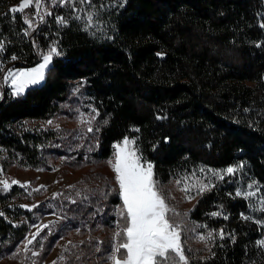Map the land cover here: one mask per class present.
Returning a JSON list of instances; mask_svg holds the SVG:
<instances>
[{
	"label": "trees",
	"instance_id": "obj_1",
	"mask_svg": "<svg viewBox=\"0 0 264 264\" xmlns=\"http://www.w3.org/2000/svg\"><path fill=\"white\" fill-rule=\"evenodd\" d=\"M19 1L0 0L2 60L33 67L52 47L59 55L41 85L2 95L0 155L42 164L55 135L32 124L51 119L82 85L97 113L94 160L135 137L160 184L198 168L235 170L213 180L189 211V221L215 235L190 264H264V0H43L42 20L27 35L23 15L10 12ZM21 192L0 194V255L32 221L12 200ZM106 198L120 202L113 189ZM94 244H81L86 255L81 246L69 264H93Z\"/></svg>",
	"mask_w": 264,
	"mask_h": 264
},
{
	"label": "rangeland",
	"instance_id": "obj_2",
	"mask_svg": "<svg viewBox=\"0 0 264 264\" xmlns=\"http://www.w3.org/2000/svg\"><path fill=\"white\" fill-rule=\"evenodd\" d=\"M65 1L62 0L63 3ZM21 2L22 0L13 7H18ZM42 5L43 0L39 9L33 5L25 8L23 13L16 12L23 15L24 22L28 19L31 24L29 27V24L25 23L27 25L25 33L31 32L38 26L36 20H42L39 19ZM43 56L33 67H12L9 66L10 62L0 57V99L4 92L13 95L10 79L7 82L4 80L7 73L10 70L17 72L36 69L43 63ZM52 60L44 70V78L36 84L27 86L19 95L44 82ZM49 121L51 123H48ZM96 122L97 113L87 102L82 85H76L71 89L69 98L51 119L32 124L39 131L51 132L55 135L52 145L43 152L42 164L32 167L21 162L20 159H9L5 153H1L0 181L8 182L10 187L5 191L3 184L0 183V194H6L14 187L22 191L20 199L12 200H20L21 207L31 212L32 221L24 239L14 250L0 255V264H54V262L69 264L72 257L74 260L79 258L81 246L83 256L86 255L85 250L89 248L81 244L88 243L91 239L97 243L94 244L96 255L92 256L94 261L89 258L87 262L113 264L110 256L114 245L118 243L115 234L125 226V220L120 215L123 202L119 196V186L108 161H114L116 151L114 145L122 144L124 139L113 145L112 154L108 159L94 160L91 155L98 145ZM89 127L92 128L91 132L88 131ZM128 139L133 142L129 144V150H135L136 155L140 157V163L145 167L149 163L153 166V163L143 155L138 139L135 137ZM152 172L156 189L169 206V212L166 214L168 220L181 226L182 248L187 264H190L189 258L193 252H207L215 235L203 225L189 221V211L199 196L212 186L213 180L225 175L226 171L198 168L193 173H184L165 184H160L155 179L154 167ZM178 180L181 181L180 184L176 183ZM12 181L18 183L12 184ZM201 186H204L203 191H199ZM185 188L187 191L183 190ZM110 189L117 192L119 203L108 202L106 194ZM87 209L92 215L90 212L86 213ZM95 216L101 220H96ZM90 219L96 222L95 227L88 231L87 222ZM101 223L102 226L98 227ZM44 225L49 227L44 228ZM38 228L39 236L26 250L25 243L32 238ZM209 233L212 234L210 239H208ZM201 236L205 237V240L201 241ZM33 252L37 255H33ZM121 253H124L123 249Z\"/></svg>",
	"mask_w": 264,
	"mask_h": 264
},
{
	"label": "snow or ice",
	"instance_id": "obj_3",
	"mask_svg": "<svg viewBox=\"0 0 264 264\" xmlns=\"http://www.w3.org/2000/svg\"><path fill=\"white\" fill-rule=\"evenodd\" d=\"M84 2L85 0H81V3ZM33 5L39 9L41 0H22L21 4L11 8L10 12L23 13L25 8ZM48 14L50 15V13ZM89 20H91V15H89ZM25 23L31 27L28 19H25ZM57 23L64 24L65 21L58 17ZM261 27L264 28V24H261ZM25 34L27 35V32ZM3 47V42H0V50ZM53 55H59L56 47H52L43 56V63L36 69L17 72L10 70L4 80L7 82L10 79L12 94H22L27 86L42 80L44 70L50 64ZM15 58L13 57V59ZM88 131L91 132L92 128L89 127ZM131 143L133 142L125 137L122 144L114 145L116 149L114 161H108L119 186V196L123 202L120 215L125 220V226L115 234L118 243L114 245L110 259L113 264H187V258L182 248L181 226L168 220L166 214L169 212V206L163 195L156 189L153 180V166L149 163L145 167L140 163V157L136 155L135 150H129L128 146ZM234 171L233 168L226 169L227 174H234ZM0 183L3 184L5 191L10 187L6 181H0ZM16 183L18 182L12 181V184ZM176 183L180 184L181 181L178 180ZM22 187H26V185H22ZM249 187L252 186L249 185ZM183 190L187 191V188ZM203 190L204 186H201L199 191ZM236 194L238 196L243 194L245 198L253 195L252 192L241 193L239 191ZM260 211L264 212V200H261ZM213 215H217V213H213ZM248 218L245 217V219ZM43 227L48 228L49 225ZM39 233L38 228L32 238L27 240L24 245L26 250L39 236ZM211 235V233L208 234V239L211 238ZM221 238H223L222 234ZM200 240H205V237L201 236ZM258 244L264 245V240L258 241ZM121 249L124 250V253H121ZM33 255H37V253L33 252Z\"/></svg>",
	"mask_w": 264,
	"mask_h": 264
}]
</instances>
